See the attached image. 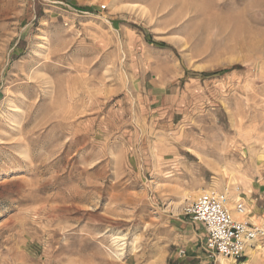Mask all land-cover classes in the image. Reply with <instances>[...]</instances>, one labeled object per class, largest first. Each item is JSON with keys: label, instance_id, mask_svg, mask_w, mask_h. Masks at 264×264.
I'll return each instance as SVG.
<instances>
[{"label": "rangeland", "instance_id": "rangeland-1", "mask_svg": "<svg viewBox=\"0 0 264 264\" xmlns=\"http://www.w3.org/2000/svg\"><path fill=\"white\" fill-rule=\"evenodd\" d=\"M209 190L258 223L264 0H0V264H234Z\"/></svg>", "mask_w": 264, "mask_h": 264}, {"label": "built area", "instance_id": "built-area-1", "mask_svg": "<svg viewBox=\"0 0 264 264\" xmlns=\"http://www.w3.org/2000/svg\"><path fill=\"white\" fill-rule=\"evenodd\" d=\"M233 211L238 215L251 212L241 201H237ZM228 209L226 192L209 190L186 206L185 214L205 231V251L232 261L234 264H247L246 252L264 240V206L261 207L258 223L235 220ZM183 254V252H180Z\"/></svg>", "mask_w": 264, "mask_h": 264}, {"label": "bare ground", "instance_id": "bare-ground-1", "mask_svg": "<svg viewBox=\"0 0 264 264\" xmlns=\"http://www.w3.org/2000/svg\"><path fill=\"white\" fill-rule=\"evenodd\" d=\"M199 198V197H198ZM190 204V203H189ZM186 208V207H185ZM233 212V214H232V217H233V219H235V220H241V221H246V220H248L250 223H255V221H253L254 220V218L253 217H250L249 215H238V214H236L234 211H232Z\"/></svg>", "mask_w": 264, "mask_h": 264}]
</instances>
